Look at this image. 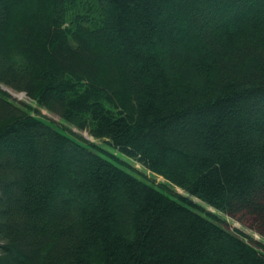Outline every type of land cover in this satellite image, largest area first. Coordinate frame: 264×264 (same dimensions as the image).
I'll return each mask as SVG.
<instances>
[{"label": "trees", "instance_id": "trees-1", "mask_svg": "<svg viewBox=\"0 0 264 264\" xmlns=\"http://www.w3.org/2000/svg\"><path fill=\"white\" fill-rule=\"evenodd\" d=\"M0 84L105 143L0 87V264H264V0H0Z\"/></svg>", "mask_w": 264, "mask_h": 264}, {"label": "rangeland", "instance_id": "rangeland-1", "mask_svg": "<svg viewBox=\"0 0 264 264\" xmlns=\"http://www.w3.org/2000/svg\"><path fill=\"white\" fill-rule=\"evenodd\" d=\"M4 85L0 84L1 89H4L3 87ZM7 89V88H6ZM7 91L10 96L15 99V100H19V101H24L29 105H32L34 108H38L39 109V114L46 116L48 118H51V120L56 121L57 123H60L62 125H65L67 128L73 130L74 132H77L80 136H83L86 140L88 141H94L100 144H105L103 140L101 139H97L95 138L93 135L90 134L89 131L87 130H79L78 128H76L75 126L71 125L68 122H65L64 120H62L60 118V116H58L57 114L47 110L46 108L40 107L38 104H36V102L34 100H32L29 96H27L26 93L22 92V91H17L14 88H10L8 87ZM38 113V112H37ZM110 152H113L114 154H117L120 158L132 163L135 166H138L142 169V171L146 172L148 175H150L151 177H154L155 180L159 181H164L165 179L157 174H154L152 171L145 169L141 164H139L138 162H136L135 160H133L132 158H130L129 156L125 155L123 152L116 150L114 147H110ZM173 189H175L176 191H179L181 193H185V191L180 188V187H176L173 186ZM193 199L197 202L202 203L203 205L206 206L205 203L202 202L201 199H199L198 197H193ZM207 210H211L212 212H217L219 214V216H221L224 219V225L226 227H228V229L230 230H235V229H240L243 230L247 233H250L254 236V238L258 241L264 240V234H262L261 232H259L256 229H253L251 227V225H249V223L247 222H242L237 218L232 217L229 214L223 213L221 211L216 210L215 208H213L212 206H207Z\"/></svg>", "mask_w": 264, "mask_h": 264}, {"label": "water", "instance_id": "water-1", "mask_svg": "<svg viewBox=\"0 0 264 264\" xmlns=\"http://www.w3.org/2000/svg\"><path fill=\"white\" fill-rule=\"evenodd\" d=\"M4 87V89H6V86H3Z\"/></svg>", "mask_w": 264, "mask_h": 264}]
</instances>
